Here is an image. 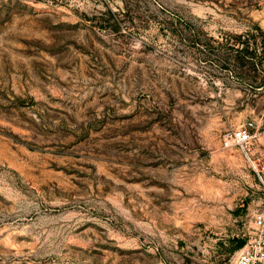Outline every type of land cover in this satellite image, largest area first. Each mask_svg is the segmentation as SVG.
I'll return each mask as SVG.
<instances>
[{"label": "rangeland", "instance_id": "rangeland-1", "mask_svg": "<svg viewBox=\"0 0 264 264\" xmlns=\"http://www.w3.org/2000/svg\"><path fill=\"white\" fill-rule=\"evenodd\" d=\"M263 180L264 0H0V264H233Z\"/></svg>", "mask_w": 264, "mask_h": 264}, {"label": "built area", "instance_id": "built-area-1", "mask_svg": "<svg viewBox=\"0 0 264 264\" xmlns=\"http://www.w3.org/2000/svg\"><path fill=\"white\" fill-rule=\"evenodd\" d=\"M257 137V123L246 120L227 131L222 138L224 148H239L252 160V149ZM255 163V161L253 160ZM264 182V180H263ZM233 264H264V201L254 214V231L237 251Z\"/></svg>", "mask_w": 264, "mask_h": 264}, {"label": "trees", "instance_id": "trees-1", "mask_svg": "<svg viewBox=\"0 0 264 264\" xmlns=\"http://www.w3.org/2000/svg\"><path fill=\"white\" fill-rule=\"evenodd\" d=\"M245 243V239H238L237 244L234 245L230 250H229V254H233L236 250H238L239 248H241Z\"/></svg>", "mask_w": 264, "mask_h": 264}, {"label": "crops", "instance_id": "crops-1", "mask_svg": "<svg viewBox=\"0 0 264 264\" xmlns=\"http://www.w3.org/2000/svg\"><path fill=\"white\" fill-rule=\"evenodd\" d=\"M257 123V122H256ZM259 130H258V124H257V137H258V132ZM257 137H256V139H255V141H254V145H253V147L256 145V142H257Z\"/></svg>", "mask_w": 264, "mask_h": 264}]
</instances>
